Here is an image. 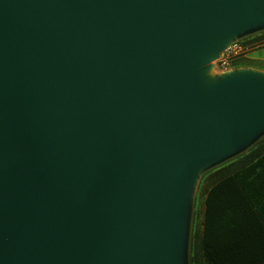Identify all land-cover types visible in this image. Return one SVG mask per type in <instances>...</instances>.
<instances>
[{"label": "water", "instance_id": "1", "mask_svg": "<svg viewBox=\"0 0 264 264\" xmlns=\"http://www.w3.org/2000/svg\"><path fill=\"white\" fill-rule=\"evenodd\" d=\"M263 25L264 0H0V264H185L196 179L264 131V74L202 67Z\"/></svg>", "mask_w": 264, "mask_h": 264}, {"label": "trees", "instance_id": "2", "mask_svg": "<svg viewBox=\"0 0 264 264\" xmlns=\"http://www.w3.org/2000/svg\"><path fill=\"white\" fill-rule=\"evenodd\" d=\"M261 41L264 34L246 38L242 44ZM234 67L246 66L242 60ZM209 174L212 185L201 233H197L199 213H194L190 264H264L260 204L264 197V139Z\"/></svg>", "mask_w": 264, "mask_h": 264}, {"label": "rangeland", "instance_id": "3", "mask_svg": "<svg viewBox=\"0 0 264 264\" xmlns=\"http://www.w3.org/2000/svg\"><path fill=\"white\" fill-rule=\"evenodd\" d=\"M261 34H264V25L257 28L256 30H248L242 33L241 35L237 36L234 41L237 42L239 46H241V53L238 56H234L231 60L230 67L227 70H223L220 65V59L222 58L224 52L227 50H221L220 53L217 54V56L211 60L210 62L206 63L202 70H210L207 74L202 76V80L204 83L213 85L218 81V78H222L226 76L227 74L236 72V71H250V72H256L264 74V41L250 44L247 46H244L242 42L246 38H250L253 36H260ZM233 42V41H232ZM230 46V45H229ZM228 46H226L227 48ZM244 62L246 67H239L235 68L234 64L236 62L241 61ZM257 141L255 142V145L260 142V140L264 139V131L263 133L257 137ZM246 152V151H245ZM243 152V153H245ZM240 153L239 155L243 154ZM206 173V172H205ZM203 173L198 176L196 179V183L194 186V189L192 191L191 199H190V207H191V216L189 221V227H188V233L186 237V262L185 264H190V251H191V243H192V235H193V228H194V213L195 210L199 213V221L197 225V233H201L203 228V214H204V201L207 195L208 190L211 187V181L210 177L203 176ZM194 184V182H193ZM193 187V186H192ZM193 208V209H192Z\"/></svg>", "mask_w": 264, "mask_h": 264}, {"label": "built area", "instance_id": "4", "mask_svg": "<svg viewBox=\"0 0 264 264\" xmlns=\"http://www.w3.org/2000/svg\"><path fill=\"white\" fill-rule=\"evenodd\" d=\"M241 49V46L235 43L224 52L220 59V65L223 70H227L230 67L231 60L234 56H238L241 53Z\"/></svg>", "mask_w": 264, "mask_h": 264}, {"label": "crops", "instance_id": "5", "mask_svg": "<svg viewBox=\"0 0 264 264\" xmlns=\"http://www.w3.org/2000/svg\"><path fill=\"white\" fill-rule=\"evenodd\" d=\"M255 145V144H254ZM253 145V146H254ZM252 147V146H251ZM250 147V148H251ZM249 148V149H250ZM239 156V155H238ZM237 157V156H236ZM236 157H233V158H231V159H229V160H227L226 162H229V161H231V160H233L234 158H236ZM226 162H224L223 164H225ZM223 164H221V165H223ZM221 165H219V166H221ZM219 166H217V167H219ZM217 167H214V168H212V169H210V170H208L206 173H204L203 174V176H206V175H208V177H210V175L211 174H209V173H211V172H213ZM206 197H207V195H206ZM205 200H206V198H205ZM260 204L262 205V209H261V212L263 213L262 215H263V217H262V222H264V197L262 198V201H260ZM259 211H260V209H259ZM204 212H205V201H204ZM204 215V214H203ZM204 221V220H203Z\"/></svg>", "mask_w": 264, "mask_h": 264}, {"label": "bare ground", "instance_id": "6", "mask_svg": "<svg viewBox=\"0 0 264 264\" xmlns=\"http://www.w3.org/2000/svg\"><path fill=\"white\" fill-rule=\"evenodd\" d=\"M234 36H230L228 38H226L224 41H222V43L220 44V48H223V47H226V46H229L232 39H233ZM193 182H194V179L190 182V187L187 189V192H186V195H185V199H188V196L190 195L191 193V190H192V186H193Z\"/></svg>", "mask_w": 264, "mask_h": 264}]
</instances>
